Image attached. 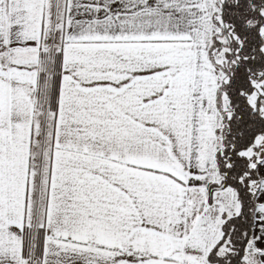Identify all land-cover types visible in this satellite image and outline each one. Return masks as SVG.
Segmentation results:
<instances>
[{"label": "snow or ice", "instance_id": "obj_1", "mask_svg": "<svg viewBox=\"0 0 264 264\" xmlns=\"http://www.w3.org/2000/svg\"><path fill=\"white\" fill-rule=\"evenodd\" d=\"M0 264H264V0H0Z\"/></svg>", "mask_w": 264, "mask_h": 264}]
</instances>
